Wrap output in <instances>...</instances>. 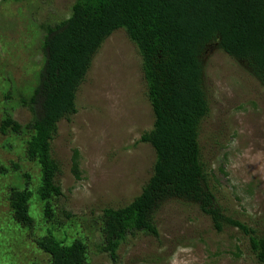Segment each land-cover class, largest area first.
I'll use <instances>...</instances> for the list:
<instances>
[{"label":"trees","instance_id":"16d2710c","mask_svg":"<svg viewBox=\"0 0 264 264\" xmlns=\"http://www.w3.org/2000/svg\"><path fill=\"white\" fill-rule=\"evenodd\" d=\"M70 8L69 17L40 24L39 34L29 36L40 56L31 80L18 84L0 76V151L15 155L4 160L0 152V199L7 208L1 217L11 221L0 229V264H17L2 253L17 247L14 238L31 241V253L49 256V264H91L85 218L61 205L66 163L53 144L60 124L78 114L77 94L96 56L119 30L142 59L154 124L139 143L150 145L156 160L138 197L93 218L99 254L119 264L128 238L159 239L158 213L179 204L197 208L219 233L233 227L249 235L264 264V234L224 214L201 146L211 111L207 69L213 56L226 54L264 87V0H74ZM19 111L24 122L16 118ZM72 152L70 171L81 181L84 160L79 150Z\"/></svg>","mask_w":264,"mask_h":264},{"label":"rangeland","instance_id":"374dc122","mask_svg":"<svg viewBox=\"0 0 264 264\" xmlns=\"http://www.w3.org/2000/svg\"><path fill=\"white\" fill-rule=\"evenodd\" d=\"M73 3L32 0L3 5L0 0L2 80L9 77L18 84L31 80L40 56L37 43L29 36L39 34L40 24L69 17ZM208 65L211 111L202 127V161L224 214L261 235L264 87L224 53H217ZM77 95L78 114L72 122L60 124L53 144L66 163L61 205L76 217L85 218L91 264H115L108 255L99 254V237L90 232V225L105 208H121L138 197L152 176L156 160L154 149L139 143L142 134L153 128L154 114L142 59L125 31H117L105 42ZM16 118L24 122L26 116L19 111ZM75 149L84 160L81 181L70 171ZM0 152L4 160L15 159V155ZM5 209L0 199V229L11 225L7 217H1ZM157 224L160 238L142 234L128 238L119 250V264H260L249 235L233 227L217 232L211 219L197 208L166 206L158 213ZM80 226L85 231L82 221ZM14 240L17 247L2 253L13 255L17 264H49V256L31 253L36 248L31 241ZM178 240L182 242L178 244Z\"/></svg>","mask_w":264,"mask_h":264}]
</instances>
